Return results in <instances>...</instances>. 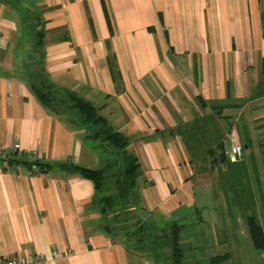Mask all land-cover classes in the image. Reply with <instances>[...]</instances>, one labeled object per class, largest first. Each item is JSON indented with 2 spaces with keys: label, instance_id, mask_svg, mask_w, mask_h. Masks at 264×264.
Returning a JSON list of instances; mask_svg holds the SVG:
<instances>
[{
  "label": "crops",
  "instance_id": "1",
  "mask_svg": "<svg viewBox=\"0 0 264 264\" xmlns=\"http://www.w3.org/2000/svg\"><path fill=\"white\" fill-rule=\"evenodd\" d=\"M39 85L56 91L52 105ZM69 94L128 138L147 237L109 233L107 193L72 170L106 169L115 155ZM261 133L264 0H0V263L174 264L173 228L182 264H242L237 245H253L257 220L239 217L251 206L230 185L234 171L241 188L249 173L261 187ZM234 143L235 162L223 156Z\"/></svg>",
  "mask_w": 264,
  "mask_h": 264
},
{
  "label": "trees",
  "instance_id": "2",
  "mask_svg": "<svg viewBox=\"0 0 264 264\" xmlns=\"http://www.w3.org/2000/svg\"><path fill=\"white\" fill-rule=\"evenodd\" d=\"M51 87H48V92L39 91L40 98L45 105H52L53 97ZM69 101L74 108L78 109L82 124L92 128L91 137L93 140L99 141L103 149L108 150L115 155V160L112 166H108L103 170H92L75 166L72 168L74 172L79 174L81 178L94 183L98 193L103 190V179L106 177L110 168L118 166L119 174L117 179V191L112 196H107L103 199V215L115 212V217H119L122 212H125L128 205L136 202L138 197V186L142 176L141 165L138 158L128 150L129 140L122 133L113 129L111 124L103 117L98 116L95 108L85 99L73 94H69ZM122 210L117 212V209ZM250 231L252 235L253 245L259 250L264 245V235L261 227L254 219L249 220ZM178 233L175 232L174 246V264L183 263L182 251L178 245Z\"/></svg>",
  "mask_w": 264,
  "mask_h": 264
},
{
  "label": "rangeland",
  "instance_id": "3",
  "mask_svg": "<svg viewBox=\"0 0 264 264\" xmlns=\"http://www.w3.org/2000/svg\"><path fill=\"white\" fill-rule=\"evenodd\" d=\"M38 88L40 91H43L44 93L48 92V87H46L44 85H39ZM61 98H62V96H60V99ZM86 102L91 103L93 105L98 116H101L105 120H107L103 116L102 109L100 108L99 105L96 106L92 102L87 101V100H86ZM85 128H86V130H88V132L92 130V128L89 126H86ZM113 129L116 130L114 127H113ZM90 135H92V133H90ZM262 135H263L262 138H261V136L257 135V139L255 142L256 146L259 142L264 140V134H262ZM256 149H257V147H256ZM256 149H255V152H256ZM251 151H254V149L252 148ZM223 156L226 158L225 150L223 151ZM227 164H228V162H227ZM227 164H225V165H227ZM252 165L253 164L250 161H249V164H246L247 167L249 166V169L252 168ZM118 174H119V168H118V166H115V167L109 169L106 177L103 179V190H102V192L107 193V196H112L117 191ZM261 174H262V178L260 179V184H262L261 187L256 186L254 173H249V174L244 176L243 181H242V188H241L239 186L238 179H236L235 172L233 171L232 172L233 179H232V185H230V189H231V194L237 193V195H239V193H245L248 196L249 206H251L250 208H247L249 212L245 213V212L239 210L238 215L241 219L246 220L247 216L254 213V217L257 220L256 223L260 227L261 226L263 227V228L261 227V229H262V232L264 235V204H263L264 199L260 195L261 191L264 192V167L261 171ZM234 178L236 180V186L235 187L233 186V183L235 182ZM251 187L254 189V193H251ZM215 194H216L217 198H219V200L223 199V196H222L223 193H222L221 189H216ZM251 197L254 200V202H250ZM255 197H256V199H255ZM232 204H236V202H232ZM127 207L128 208L125 209V212H122L119 217H115V212H110L108 215L106 214L104 217V220H105L104 227L107 229V231L109 233H111L113 235L117 236V234L120 233L119 238H122L126 235L131 236L132 238H130L129 241H130V244H132V241L135 239L138 240L140 238L147 237V230L148 229L143 230L140 227V224L142 226H143V224H142V222H140L141 220H139V217L143 218L144 215L141 212L139 213V209L136 206V202L131 203V205H128ZM121 210L122 209L119 208V209H117V212H119ZM226 214H228V213H225V215ZM126 219H129L130 223H124V221ZM239 230H240V226L237 228L238 232H239ZM149 231H150V229H149ZM173 231H174V235L172 233ZM175 232L176 231L173 228H171V233L168 234V238L170 240H172L174 238ZM191 236H192V233H191L190 229H186L184 232V236H183L184 239L187 240ZM237 246L239 247V251L241 250L244 252L242 264H264V245L262 246L261 249L256 250L253 247V245L250 241V238H249L247 244H241V245H237ZM252 247L255 250H253ZM187 256H188L189 260L193 258V255L191 252H189V253L187 252Z\"/></svg>",
  "mask_w": 264,
  "mask_h": 264
},
{
  "label": "built area",
  "instance_id": "4",
  "mask_svg": "<svg viewBox=\"0 0 264 264\" xmlns=\"http://www.w3.org/2000/svg\"><path fill=\"white\" fill-rule=\"evenodd\" d=\"M20 148H21L20 145H15L16 151H19ZM243 154H244V147L240 143H234L225 149L226 158H228L233 162L239 161L243 157ZM0 155L2 158L6 157L5 152L2 150H0ZM33 156H35V154H33ZM54 257L59 258L60 255L55 253ZM0 264H48V262L44 259L43 256L34 255V256L23 257L17 260H8Z\"/></svg>",
  "mask_w": 264,
  "mask_h": 264
}]
</instances>
